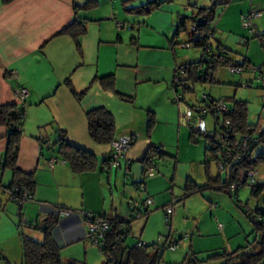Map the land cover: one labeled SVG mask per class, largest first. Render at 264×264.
Segmentation results:
<instances>
[{
    "label": "crops",
    "instance_id": "0c3cea01",
    "mask_svg": "<svg viewBox=\"0 0 264 264\" xmlns=\"http://www.w3.org/2000/svg\"><path fill=\"white\" fill-rule=\"evenodd\" d=\"M87 1L12 0L3 4L0 0V105H18L13 89L19 86L27 88L16 166L33 175L32 206L38 212L37 204L40 203L38 221L47 216L45 208L41 207L44 203L62 204L76 210L82 203L81 208L86 207L88 212L106 214L85 204L86 186L88 188L98 180L101 185L108 184L115 189L118 170L123 166L124 172H131L132 186L137 190V182L144 176L133 174L134 163L142 164L140 160L149 147L164 146L160 137L155 139V132L163 124L173 127L177 121V110L172 106L174 99H171L169 90L170 84L173 88L171 79L176 67L183 64L178 65L170 52L171 47L178 44L176 37L180 34L175 28V13L166 12L162 7L148 15L125 9V6L138 8L145 3L144 0H140L138 5H128L132 0H120L121 4L119 0H95L97 5L90 10H74L75 4L82 5ZM229 1L218 0L217 3ZM258 3L264 8V0ZM261 18H264V13ZM74 20L86 23V32L79 38V48L69 35L59 34ZM245 58L251 62L248 56ZM108 75L114 77L111 88H105L99 82V78ZM71 88L76 92L84 91L81 99L73 96ZM121 96L131 100H123ZM180 104L178 110L181 111V106H186V103ZM97 107H105L113 115L115 138L127 135L133 140L118 169L103 168L110 144H96L89 136L85 114ZM149 114L153 115L152 125H149ZM7 131L6 126L0 125V167L8 145ZM60 132L65 134V140L71 145L95 154V170L74 173L57 154L55 147L41 149V136L54 142ZM163 154L167 155L164 150ZM51 157L57 159L52 166L49 163ZM140 171L142 173V168ZM101 173L109 174L105 178ZM154 178V174L150 178L145 177V195H154L152 199L156 204L159 189ZM11 180L10 169L0 170L2 185H8ZM167 202L159 200L156 206L163 210ZM22 207L9 199L6 193L0 192V222H7L0 225L10 221L18 228L15 220L17 211L24 210V204ZM113 215L127 218L121 213ZM144 224L145 221L143 227ZM87 231L81 213L74 212L60 216L54 227V238L63 248L71 242L85 239ZM18 235L20 242L13 244L16 248L20 245L21 255L18 251L6 253L4 242H0V260L6 264L21 263L23 236L34 239L32 235L25 237L22 231ZM42 237L41 231L34 240L40 241Z\"/></svg>",
    "mask_w": 264,
    "mask_h": 264
},
{
    "label": "rangeland",
    "instance_id": "374dc122",
    "mask_svg": "<svg viewBox=\"0 0 264 264\" xmlns=\"http://www.w3.org/2000/svg\"><path fill=\"white\" fill-rule=\"evenodd\" d=\"M144 1L145 3L148 2V0ZM161 1H164L161 4L164 11H172L176 16L177 13H180L189 17L192 16V9L196 12L197 7L211 6L214 2V0ZM258 1L260 2V0H230L225 4L221 2L215 5L214 18L211 21V28L213 29L211 40L219 41L228 49L230 60L243 61L248 56L251 62L248 63L245 70L236 73H231L230 68L223 65L217 67L213 71V81L194 82L193 92L186 93L185 98L188 102H193L199 106L205 105V101L202 100L204 94L220 99L229 106H232L233 100L246 102L248 123L254 126L257 124L263 126L264 105L262 98L264 89L260 88L256 76L259 74L258 68L264 67V50L260 40L244 28L241 21L242 15L251 10L257 11L260 16L254 18L252 23L257 26L260 32L264 31V18H261L264 8L260 7ZM138 2L140 3V0H132L128 5L132 3L138 5ZM193 2L197 3L194 6L195 8H189L188 4ZM241 10H243L242 14ZM179 33L176 37L178 44L170 49L172 58L176 59L178 65L198 61L201 55L200 47H183L182 43L188 41L187 32L181 31ZM177 63L174 65L173 70ZM246 81L251 83L245 84ZM169 86L171 99H174V88L171 87V84ZM178 89L180 91L181 86ZM153 102L158 104L156 99H153ZM180 103H172V106L177 110L175 126L163 124L155 132V139L157 137L162 139L164 143L162 150L167 153V155L155 156V166L152 165L155 177L153 181L156 188L159 189L158 202L155 204L153 200L147 217L144 216L132 221L131 231L125 239V244L131 246L138 240L147 243L156 242L159 245L165 244L166 247L163 248L158 264H187V258L191 255L201 260L200 264H222L223 261L218 258H208L214 254L233 252L239 247H248L255 240H258L260 234L256 230L253 221L246 215V211H253L257 207L262 210L264 208V194L262 193L258 197L252 196L250 185L246 183L236 190V198L231 197L226 191L206 188L186 196L181 201L179 200L182 197V188L187 180L203 185L207 182V172L212 176L218 175L217 164L211 152L206 150L205 147L206 144L210 147L209 141L201 134L202 132L195 131V124L191 126L183 124L181 115L186 113L187 108L182 105V110H178ZM204 121L205 128L209 132L208 135H213L215 117L212 113H207ZM263 150L262 145L258 146L253 155ZM206 160L209 162L208 170L206 169ZM255 166L257 180L264 182V163H257ZM141 168L142 164L134 163L133 174L138 177L142 176ZM124 170L125 167L123 166L118 170L119 175L115 189L110 188L108 184L101 185L98 180L92 182L88 188L86 186L84 190L85 204L95 206L100 213L108 215L121 213L126 217H129L130 214L129 202L142 206L141 203L144 197L148 195L147 193L145 195V191L136 190L132 186L133 177L130 175L131 172L128 174ZM110 173L113 174V172ZM101 174L107 178L109 173ZM224 176L225 174L222 172L221 177ZM145 177L150 178V176ZM78 195L81 197L80 193ZM154 197V195L151 196V198ZM159 200L168 201L167 204L173 208L170 225H167L163 220L164 212L162 208L156 206ZM32 203L25 202L24 210L17 211L15 220L17 225L22 223L23 219L34 220L39 217L40 203L37 204L38 212L34 211ZM81 204L80 209L72 208L70 210L75 213L88 212L85 210V206V208H81ZM2 223L7 222L4 220L0 222V224ZM23 225L22 223L20 227L18 226L19 229L16 224L10 221L8 224L0 225V242H4V249H7L6 253L18 251V254L21 255L20 245L17 247L18 250L14 245L15 242H20L19 231H22L25 237L32 235L31 238L34 239L41 233L40 229L25 228ZM174 241H177L175 249L170 250L168 246ZM60 255L63 262L74 259L76 264L106 263V256L100 252L98 245L89 238L71 242L60 249ZM0 264H6V262L0 260Z\"/></svg>",
    "mask_w": 264,
    "mask_h": 264
},
{
    "label": "trees",
    "instance_id": "16d2710c",
    "mask_svg": "<svg viewBox=\"0 0 264 264\" xmlns=\"http://www.w3.org/2000/svg\"><path fill=\"white\" fill-rule=\"evenodd\" d=\"M3 4H7L12 0H1ZM218 0H214L211 6L197 7L195 12L192 9L191 17L178 13L176 22V31H186L188 41L194 44V47H200L201 54L204 48L208 45L209 51L207 55L209 56L205 60L200 59L195 62H187L180 64L177 68L183 69L185 76L182 79L181 92L183 95L186 93L193 92V83L196 81H213V71L219 66H226L228 68L235 67L241 71L248 67V60L244 58L243 61H232L228 58V49L224 47L221 43L211 40L213 29L211 28V21L214 18V7ZM124 1L123 3H125ZM164 1L161 0H148L147 3L142 4L138 8H128L125 6L127 11H132L135 13H150L152 10L159 9ZM97 2L95 0H89L82 5H74V10H90L93 6H96ZM195 3L188 4L189 8H193ZM195 8V7H194ZM194 18L198 22L197 28L193 31H188L186 29V24L189 19ZM86 32V23L74 20L72 23L63 28L59 34L69 35L75 42L76 46L79 48V38ZM257 37L264 50V31L260 32L258 35H253ZM175 70H178V69ZM200 69H205L204 76L198 78V73ZM113 75H108L99 78L100 84L105 88H111L113 86ZM70 86V85H69ZM174 87V86H173ZM178 91V89H176ZM71 92L75 98L78 100L84 95L83 92H76L71 88ZM209 96V95H208ZM124 100L130 101L131 98H126L121 96ZM212 102H219L220 99H215L210 97ZM175 102V100H173ZM192 107L195 104L191 105ZM228 110L226 112H221V114L214 115L215 126L213 128V135H208V131L205 130L201 134L209 141V145L206 144V150L210 151L213 159L215 160L217 166L224 159L225 148H222V143H220L219 136L224 132L226 134L225 138L228 139L231 147L236 139L242 137L245 134H251L250 149L247 154L240 159L232 160L225 171V176L221 177V173L218 171V175L212 176L207 172V182L203 185H198L191 180H187L183 186V194L179 199L183 200L186 196L192 195L193 193L200 192L206 188L218 189L221 191H226L232 197L236 198V190L246 182L239 183L235 190H231V186L237 183L240 172L253 170L257 163H264V150L253 155L254 150L258 146L264 147V125H252L247 121V104L243 101L233 100L232 106L228 105ZM23 109L16 104H3L0 105V125H4L8 128V145L5 150L3 162L1 164L0 170L10 169L12 172V180L8 185H2L0 181V192L6 193L8 198L13 196L12 201L18 204L16 199L19 198L22 190L26 188L32 195L35 188V181L31 173H25L21 171L16 166L17 150L21 137L22 131V121H23ZM88 126V133L92 141L99 145L110 144L115 140V122L113 115L105 107H97L95 109L89 110L85 114ZM149 125H152L153 115L149 114ZM195 133V132H193ZM41 143V149L45 148H56L57 154L61 159L69 165L70 169L74 173L90 172L95 170L97 166V157L95 154L73 146L65 140V134L63 132L59 133L58 138L51 142L46 138V136H41L39 138ZM155 153L153 147H149L147 152L142 158V174H145V167L149 165L147 161V156L149 154ZM163 154V152L161 153ZM161 154H156L159 157ZM105 161V160H104ZM207 170L209 167V162L206 160ZM150 165L155 166V158ZM143 184V191H145V176L142 180L137 182V189ZM251 195L258 197L260 194H264V182L258 181L255 185H250ZM146 197H144L145 199ZM143 199V200H144ZM135 205L136 210H143L145 207ZM59 205L61 208L65 207L62 204ZM168 205V204H167ZM165 205V206H167ZM163 206V212L164 208ZM264 206V200H263ZM144 210L147 213H142L141 217L149 214L150 209L146 207ZM94 217H99L107 221L108 231L104 236V244L98 245L99 250L102 254L106 256L105 264H158L161 255L163 253L164 245H159L158 243H147L145 241L143 245H138V240L131 246L125 244V239L130 234L131 223L133 220L138 219L133 216L130 209L129 217L122 218L119 215H108V214H95L90 212ZM172 215V214H171ZM246 215L255 224L256 230L259 232L258 240H255L248 247H239L233 252H224L219 254H214L208 259L218 258L222 260V264H264V208L261 210L258 207L253 211H246ZM60 216L58 215H48L41 221L34 223L28 222L24 224V227L40 229L44 224L45 228L42 231V240H34L22 237V260L20 264H76L74 259H69L65 262L62 261L60 255V247L57 245L54 238V227L57 224ZM84 218V216H83ZM85 219V218H84ZM170 219L165 223L170 225ZM21 226V223L18 225ZM177 241H174L171 245H175ZM169 245L168 247H170ZM175 249V247H174ZM171 249L170 250H174ZM202 261L198 260L194 255L187 258V264H200Z\"/></svg>",
    "mask_w": 264,
    "mask_h": 264
},
{
    "label": "built area",
    "instance_id": "2783aa9c",
    "mask_svg": "<svg viewBox=\"0 0 264 264\" xmlns=\"http://www.w3.org/2000/svg\"><path fill=\"white\" fill-rule=\"evenodd\" d=\"M260 16V13L254 10L249 11L247 14L242 15L241 21H242V26L246 29L249 30L250 33L253 35H258L259 30L257 29V26L252 23V20L256 17ZM189 25V26H188ZM198 22L194 20V18L189 19V21L186 24V29L188 31H193L197 28ZM120 26V25H118ZM183 47H191L194 46V44L190 41H186L182 43ZM205 52H202L200 57L202 60H205L209 56L207 55L210 52L209 51V46L207 45L204 48ZM178 69V68H177ZM259 74L256 76V79L259 83L260 88L264 89V67H259L258 68ZM230 72L231 73H236V72H242L240 69H237L235 67H230ZM185 76L184 70L179 68L178 70H175V73L173 75V80H172V85L174 86L175 90V97L174 100L175 102H182L186 103V113H183L181 115V120L183 124L186 126H191L192 124L196 125L195 131H200L204 132L206 130V125L204 121V117L206 116L207 113H212L213 116L217 114H221V112H226L228 110V105L224 103L223 101L219 102H212L210 97L208 95H203L202 100L205 101L204 106H191L192 104L187 101L185 98V95L182 94L181 91H176L179 86H182L181 84L183 77ZM251 83L250 81H246L245 84ZM13 94L16 98V101L18 103V106L23 109L25 112V99L28 95V90L27 88L23 86L16 87L13 89ZM263 105H264V95L262 98ZM24 112L22 116H24ZM226 134L224 132L219 136L220 138V143H222V148H225V155L224 159L218 164L217 168L220 173H225L227 170L228 164L234 160V159H240L245 154H247L248 150L250 149V143H251V134H245L242 137H239L236 139L235 143L231 146L230 142L228 141L227 138H225ZM132 138L127 135H122L119 136L118 138H115L110 143V148L108 152L105 154L104 157V163H103V168L104 169H118L121 167V159L125 156L126 151L128 148L132 145ZM155 153L152 155L149 154L147 156V161L149 165H146L145 167V175L144 176H152L154 174L153 167L150 165L154 161V158L156 154H161L163 152L161 146H153ZM56 157H51L49 160L50 166H52L55 161ZM257 171L255 169L253 170H247V171H242L239 174L238 181L237 183H234L231 186V190H235L237 188V185L242 182H246L249 185H255L259 180H257ZM144 185L141 184L139 188L143 190ZM11 199L13 196H10ZM18 205L22 207V205L25 202H34L33 197L31 193L24 188L19 196L18 199ZM153 204V199L150 196H146V198L143 200V206L150 207V205ZM129 208L131 209V213L133 216L140 218L142 216V213H147L146 210H136L135 205L132 202L128 203ZM42 208H45L46 213L45 215H58V216H69L73 214L69 208L63 207L61 208L59 205H47V204H41ZM81 213L82 216H84V222L87 225L88 231L86 233V238L91 239L92 242L96 243L97 245H103L104 244V236L106 235V232L108 231V223L102 218L99 217H94L90 212H79ZM173 213V208L171 205H167L164 208V220L167 222ZM37 220H30V219H23L21 222L23 224H27L28 222L34 223ZM21 223V224H22ZM221 226V225H220ZM143 241H139L138 245H143ZM175 245H171L170 248L174 249Z\"/></svg>",
    "mask_w": 264,
    "mask_h": 264
},
{
    "label": "water",
    "instance_id": "95a60500",
    "mask_svg": "<svg viewBox=\"0 0 264 264\" xmlns=\"http://www.w3.org/2000/svg\"><path fill=\"white\" fill-rule=\"evenodd\" d=\"M204 74H205V69H200L198 73V78H200L201 76H204ZM140 161H142V159ZM44 228H45V225L43 224L40 229L44 230Z\"/></svg>",
    "mask_w": 264,
    "mask_h": 264
}]
</instances>
